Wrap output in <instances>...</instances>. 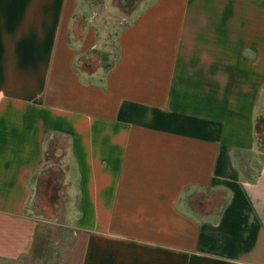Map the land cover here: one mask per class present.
<instances>
[{"label":"crops","instance_id":"0c3cea01","mask_svg":"<svg viewBox=\"0 0 264 264\" xmlns=\"http://www.w3.org/2000/svg\"><path fill=\"white\" fill-rule=\"evenodd\" d=\"M95 9L0 0V259L32 248L58 150L63 264H264V0L142 2L87 75ZM205 191L223 196L198 215Z\"/></svg>","mask_w":264,"mask_h":264},{"label":"rangeland","instance_id":"374dc122","mask_svg":"<svg viewBox=\"0 0 264 264\" xmlns=\"http://www.w3.org/2000/svg\"><path fill=\"white\" fill-rule=\"evenodd\" d=\"M96 10L98 27L106 36L104 47L88 52L77 64V69L90 75L101 71L103 64L114 61L117 55L116 35L120 29L133 19V14L142 2L153 0H90ZM107 32V33H106ZM100 32H98V35ZM107 61L103 63V57ZM102 80V76H98ZM264 118L258 121L257 143L264 150ZM62 144V143H61ZM66 148V143L62 144ZM68 156L67 149H64ZM58 150L49 151L46 170L48 177L41 188L37 189L27 212L40 220L38 234L30 251L14 260L0 259V264H63L64 241L68 237L70 225L67 212L70 211V201L66 195L67 186L59 184L58 174L63 172V163ZM243 164V162H242ZM223 194L218 191L192 192L189 194L191 204L198 213L208 212L218 208Z\"/></svg>","mask_w":264,"mask_h":264},{"label":"trees","instance_id":"16d2710c","mask_svg":"<svg viewBox=\"0 0 264 264\" xmlns=\"http://www.w3.org/2000/svg\"><path fill=\"white\" fill-rule=\"evenodd\" d=\"M115 59H116V57H115ZM106 61H107V56L103 57V63H105ZM113 62L114 61H112L111 63H108V64L107 63L103 64V69H104L105 72H108L111 69V67L113 65ZM263 140H264V137H263ZM262 144H261V146H262Z\"/></svg>","mask_w":264,"mask_h":264}]
</instances>
